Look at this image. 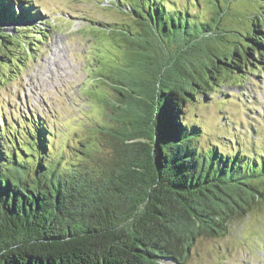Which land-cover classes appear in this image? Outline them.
<instances>
[{"label":"trees","instance_id":"16d2710c","mask_svg":"<svg viewBox=\"0 0 264 264\" xmlns=\"http://www.w3.org/2000/svg\"><path fill=\"white\" fill-rule=\"evenodd\" d=\"M18 1L0 0V65L21 68L48 29L33 32L28 21L43 15L19 6L36 0ZM141 1L117 0L128 20L98 23L125 36L99 86L100 156L86 140L75 160L53 155L47 119L0 115V264H187L202 236L226 234L264 202V152L204 149L185 116L222 75L260 68L264 0L245 33L223 23L230 0L204 19Z\"/></svg>","mask_w":264,"mask_h":264},{"label":"rangeland","instance_id":"374dc122","mask_svg":"<svg viewBox=\"0 0 264 264\" xmlns=\"http://www.w3.org/2000/svg\"><path fill=\"white\" fill-rule=\"evenodd\" d=\"M36 1L19 6L41 13L42 24L39 20L28 24L33 32L44 24L48 35L34 51L36 57L21 68L0 65V115L14 122L31 113L47 119L48 128L53 131L50 141L53 155L62 154L64 159L75 160L80 156L77 147L86 140L91 143L92 155L100 156L102 148L97 139L101 135L94 126L106 119L104 90L99 86L104 81L102 76L114 67L115 55L119 53L116 44L125 36L98 23L128 20L123 12L126 8L117 4V0ZM213 1L144 0L141 5L149 9L160 2L167 11L187 8L204 19L214 10ZM225 8L223 23L245 33L251 24L247 16L250 9L257 8V3L230 0ZM26 22L16 24V29L22 31ZM129 22L137 29L136 23ZM10 30L17 31L13 25ZM255 58L259 59L258 55ZM263 61L264 58L258 63L260 68H253L252 72L249 69L232 78L222 75L221 84L218 81L212 88L215 90L203 91L198 101L186 103V118L202 128L200 145L204 149L220 142L225 152H264ZM187 264H264V202L232 222L226 234L202 236Z\"/></svg>","mask_w":264,"mask_h":264}]
</instances>
